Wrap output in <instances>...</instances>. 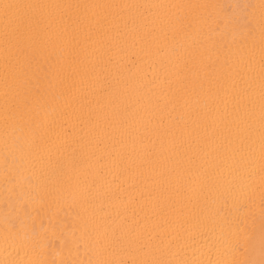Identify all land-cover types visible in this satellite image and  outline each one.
I'll return each mask as SVG.
<instances>
[{
    "label": "bare ground",
    "instance_id": "1",
    "mask_svg": "<svg viewBox=\"0 0 264 264\" xmlns=\"http://www.w3.org/2000/svg\"><path fill=\"white\" fill-rule=\"evenodd\" d=\"M0 264H264V0H0Z\"/></svg>",
    "mask_w": 264,
    "mask_h": 264
}]
</instances>
